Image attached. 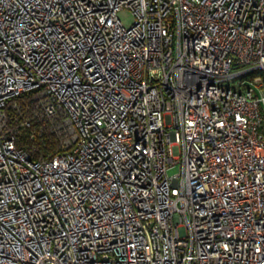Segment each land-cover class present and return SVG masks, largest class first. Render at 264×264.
<instances>
[{
  "label": "built area",
  "instance_id": "2783aa9c",
  "mask_svg": "<svg viewBox=\"0 0 264 264\" xmlns=\"http://www.w3.org/2000/svg\"><path fill=\"white\" fill-rule=\"evenodd\" d=\"M262 124L264 0H0V264H264Z\"/></svg>",
  "mask_w": 264,
  "mask_h": 264
},
{
  "label": "rangeland",
  "instance_id": "374dc122",
  "mask_svg": "<svg viewBox=\"0 0 264 264\" xmlns=\"http://www.w3.org/2000/svg\"><path fill=\"white\" fill-rule=\"evenodd\" d=\"M119 18L122 20V22L126 25L130 24L132 16L129 10L123 9L118 12ZM264 126V124H262Z\"/></svg>",
  "mask_w": 264,
  "mask_h": 264
}]
</instances>
